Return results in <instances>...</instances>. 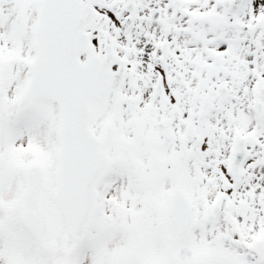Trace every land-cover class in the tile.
Instances as JSON below:
<instances>
[{
	"label": "snow or ice",
	"instance_id": "snow-or-ice-1",
	"mask_svg": "<svg viewBox=\"0 0 264 264\" xmlns=\"http://www.w3.org/2000/svg\"><path fill=\"white\" fill-rule=\"evenodd\" d=\"M0 264H264V0H0Z\"/></svg>",
	"mask_w": 264,
	"mask_h": 264
}]
</instances>
